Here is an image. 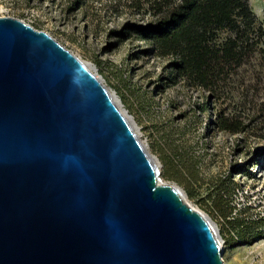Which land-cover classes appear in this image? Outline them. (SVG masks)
<instances>
[{
	"label": "water",
	"instance_id": "water-1",
	"mask_svg": "<svg viewBox=\"0 0 264 264\" xmlns=\"http://www.w3.org/2000/svg\"><path fill=\"white\" fill-rule=\"evenodd\" d=\"M90 66L0 16V264H223Z\"/></svg>",
	"mask_w": 264,
	"mask_h": 264
},
{
	"label": "rangeland",
	"instance_id": "rangeland-1",
	"mask_svg": "<svg viewBox=\"0 0 264 264\" xmlns=\"http://www.w3.org/2000/svg\"><path fill=\"white\" fill-rule=\"evenodd\" d=\"M109 1L89 0L83 13L66 11V0H0V16L47 32L95 66L162 163L158 177L179 186L183 201L214 224L223 264H264V92L207 97L183 81L172 85L165 59L133 32L149 20ZM248 1L264 28V0ZM224 118L239 131L220 128ZM229 178L238 189L221 198L217 189L230 190Z\"/></svg>",
	"mask_w": 264,
	"mask_h": 264
},
{
	"label": "trees",
	"instance_id": "trees-1",
	"mask_svg": "<svg viewBox=\"0 0 264 264\" xmlns=\"http://www.w3.org/2000/svg\"><path fill=\"white\" fill-rule=\"evenodd\" d=\"M66 1V11L86 13L89 7V0ZM111 2L149 20L133 32L165 59L172 85L183 81L186 87L199 88L207 97L232 93L246 99L256 87L264 92V28L248 0ZM114 12L120 14L117 9ZM235 124L224 118L219 127L238 132ZM194 173L196 176L197 170ZM225 182L220 179V183ZM228 183L230 190L217 189L221 198L235 195L238 189L231 178ZM227 243L235 245V240Z\"/></svg>",
	"mask_w": 264,
	"mask_h": 264
},
{
	"label": "bare ground",
	"instance_id": "bare-ground-1",
	"mask_svg": "<svg viewBox=\"0 0 264 264\" xmlns=\"http://www.w3.org/2000/svg\"><path fill=\"white\" fill-rule=\"evenodd\" d=\"M84 62V61H83ZM85 64H86V66H88L89 68L91 67L90 66V63L88 64V63H86L85 62ZM111 92V94L113 95V92L112 91H110ZM115 98H116V95H115ZM119 103H120V106L122 107V104H121V101H120V99H119ZM128 115V114H127ZM131 125L133 126V128H135V125H134V123L133 122H131ZM140 140V139H139ZM147 151H148V149H147ZM149 153V152H148ZM149 155H150V153H149ZM151 157H152V162H153V164H155L156 166H157V168H158V171L160 172V170H161V168H162V163H160L158 160H157V158H155V157H153L152 155H150ZM159 176V175H158ZM159 180L162 182V183H166V181L165 180H163V179H161V178H159ZM178 188H179V186H178ZM179 190L182 192V196L184 197V199H187V196L185 195V192L181 189V188H179ZM212 223V222H211ZM212 225V227L215 229V231L217 232V229L215 228V226H214V224H211ZM221 245V244H220ZM221 248H222V245H221Z\"/></svg>",
	"mask_w": 264,
	"mask_h": 264
}]
</instances>
